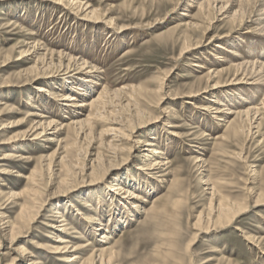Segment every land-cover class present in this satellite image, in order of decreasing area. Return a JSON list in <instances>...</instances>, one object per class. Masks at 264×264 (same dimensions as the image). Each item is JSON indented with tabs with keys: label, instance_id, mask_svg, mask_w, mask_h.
<instances>
[{
	"label": "rangeland",
	"instance_id": "rangeland-1",
	"mask_svg": "<svg viewBox=\"0 0 264 264\" xmlns=\"http://www.w3.org/2000/svg\"><path fill=\"white\" fill-rule=\"evenodd\" d=\"M82 1L122 33L110 34L102 25L86 27L50 2L0 0V264H88L85 261L92 249L98 248L96 241L116 220L112 239L105 245L111 252L95 257L91 264H101L102 260V264H264V204L253 206L258 194H264V90L255 94L247 91L248 87L231 86L219 89L216 96L209 91L185 103L184 95L209 85L206 71L191 67L192 63L211 64L217 70L230 65L214 63L207 51L203 55L206 59H201L203 49L178 57L184 36L190 35L182 26L189 20L182 21L180 16L185 0L175 10L178 0ZM252 7H245L242 17L248 16ZM195 13L193 9L190 14ZM208 24L203 21L200 31L191 37L193 43ZM230 28L227 23H215L206 36L222 37ZM234 36L226 46L237 52L223 54L227 62L264 57V36L248 32ZM31 41L41 49L82 59L86 66L101 72V86L95 91L105 90L109 95L90 130L77 136L62 128L55 138H35L39 131L31 129L32 120L38 118L34 115L62 125L69 122L60 120L54 99L46 101L44 93L38 91L53 89L61 96L73 92L72 85L62 80L43 78L55 76L67 62L59 63L57 57L50 59L40 50L33 56L34 49L26 45ZM27 53L32 54L28 56L32 60L25 62ZM34 67L42 76L37 81L33 80ZM229 77L232 74L224 75L221 81ZM233 92L243 99L251 96L253 102L241 105ZM96 95L94 92L85 99ZM221 99L231 102L235 111L247 106L261 110L249 117L229 116L218 126L213 114H204L202 109L209 107L208 101ZM108 128L120 130L106 133ZM136 140L151 141L160 152L159 160L170 161V168L150 177L144 146L137 148ZM6 154L14 158L1 160ZM197 158L204 160L205 170L197 171ZM33 171L39 172L37 194L32 199L23 196L16 200L12 193H19L27 181L16 179L15 173L27 176ZM203 173L206 176H201ZM202 177L204 183L217 188L212 203L206 186L199 182ZM60 179L64 184L59 185ZM111 183L141 194L145 201L134 210L132 199H118L111 193L109 198L107 187ZM99 198L104 202L100 213L84 208L85 202L96 208ZM25 200L41 207L29 228L24 220H18V205ZM121 200L125 207L118 204ZM219 200L231 209L245 205L248 210L228 227L219 228L213 214ZM53 207L68 220L65 232L46 226ZM128 210L133 212L131 216ZM88 217L101 218L103 230L98 236H92L82 220ZM7 222L25 225L20 237L3 233ZM215 225V230L199 233ZM60 237L80 248L70 258L74 261L63 262L62 257L50 254ZM87 243L90 248H81Z\"/></svg>",
	"mask_w": 264,
	"mask_h": 264
},
{
	"label": "bare ground",
	"instance_id": "bare-ground-1",
	"mask_svg": "<svg viewBox=\"0 0 264 264\" xmlns=\"http://www.w3.org/2000/svg\"><path fill=\"white\" fill-rule=\"evenodd\" d=\"M41 1L48 3L50 2L51 5L54 6L56 10L60 9V11L62 12L64 11L67 14L72 15L74 19L77 20V22L82 23L86 27L92 26L94 28H97L100 27V25H102L106 27V29L110 34L111 32H114V35H119L122 33V31L120 29H116L111 22L103 21L101 19L102 16L100 14H97L98 13L97 10L91 9V6L87 5L82 0H41ZM181 1L182 0L177 1L173 10L177 9V6H179V3H181ZM183 3H184L185 11L180 13V16H182V21H184L185 19H188L189 21L183 22L184 24H182V26L185 27L187 30H189L190 35L184 36L183 47L181 48L178 57L180 58L191 52L197 51L199 49H203L202 51H204V53L203 52L200 53L202 54L200 55L202 57L201 59H206L203 55L207 51V54L214 58L215 61L214 63L218 64V63L226 62L230 64L229 67L225 69L221 68L217 70V69H213L212 68L213 65L211 64H210L211 66L209 65V67H205V65L199 61L192 63L191 67L206 71L205 73L206 75L204 77H207V82L209 83V85H207L204 89L202 88L201 90H198L197 92H190L184 95L183 99L185 100V103L192 101L195 98H202L204 94H209L208 93L209 91H213L212 94L215 95L216 92L219 91V89L225 87H231V86H238L237 87L238 89L239 87L240 88L248 87L246 90L250 92L254 91L253 93L255 94H259L260 91L262 92L264 90V57L254 61L241 60L240 63L232 64L231 61L227 62V60L222 55L225 53L234 55L235 52H237L234 51V49L232 50V48H228V46H226V44H230L232 42L231 39L233 38L234 35L241 37L240 35H242L243 32H248L258 36H264V0H185ZM248 5L249 6L253 5L252 7L253 9L250 12V14L247 13L248 16L244 18L242 17V15L243 13L245 14L246 12L245 7H247ZM241 7H244V9ZM193 9H196V13L194 15H191L190 13L191 10ZM199 21L201 22V24H203V21H206V23L209 22V24L207 25L206 28L202 30L200 39H198V41H195L193 43L191 41L192 35L198 33V31H200L201 28V24L198 23ZM219 22H224L231 25L230 31L226 35H223L222 37L212 36L207 38L206 36L207 33L210 30H213L215 23H219ZM241 39L237 38L238 41L239 40L241 41ZM26 45L31 46L30 48H33L34 49L33 51L35 50L44 51V56L47 55L50 57V59L57 57L59 63L61 60L66 61L67 64L60 66L59 67L60 69L55 76L45 75L43 76V78L44 79L57 78L59 81L62 80L64 83L72 85L70 92L74 93V94L73 93L68 94L66 96H61L58 93L53 92V89L38 91L44 93V98L46 101H48L49 98L52 100L54 99L53 101L59 107L57 109V112L60 120L61 119L68 120L69 122L66 125H62L60 123H57V121L54 119H49V118L46 119V117L42 115H34V116H38L37 118L38 120L37 119L32 120L33 126L31 127V129L33 130L34 133L39 131V133L37 132L38 134L34 135L35 138H43L48 136L55 138L61 130L66 128L73 130V132L77 136L82 134L85 131V129L90 130L92 127L91 125L94 124V122L97 121L99 117L100 105L105 104L104 98H107L109 95V93L105 90H101L99 92L95 91L96 88L101 86L99 83L101 72L98 71V69L96 70L93 67L86 66L87 63L81 61L82 59L74 58L68 55L67 53H63L60 51L53 52L49 50H44L43 48L41 49L39 44L35 41H31ZM211 48H212L211 52L208 51ZM36 51L33 53V56H35ZM28 56L30 57L32 56V54L27 53V55H24V57L26 58L25 62L32 60V58L29 59ZM194 57L199 59L198 56H194ZM233 57L234 56H232V59ZM241 59L243 58L241 57ZM17 60L20 61L22 59H17ZM43 71H45V69ZM33 72L35 73V77L33 78V80L37 81L39 80V78L42 77L41 74L39 75L40 70L38 68L34 67ZM231 74L232 77L231 78L229 77V80L224 81L223 79L221 81V78L224 75H231ZM94 92L97 94L96 97L92 96L93 98H90L89 100L85 99L88 95L90 96ZM233 93L234 96H236V93L235 92ZM236 99H238V101L236 102L240 103L241 105L244 102L248 103L247 101L253 102L251 96L250 97L248 96L247 99H243L241 96L237 95ZM229 100L231 101L232 98L231 99L229 98ZM59 102H63V103H59ZM208 102H211L209 104V107L204 106L202 111L204 112V114L206 112L212 113L213 119L215 118L218 126L221 125L220 122L224 123L226 121L225 119L229 116L236 115L240 118L249 117V115L252 112L257 113V111L261 110L256 107L247 106L248 109L246 110L235 111L233 110L234 108L231 107L232 105L231 102L229 103V101H226V99L208 101ZM163 115H166V112H164ZM256 115L259 116V112ZM226 123H231V121L227 120ZM167 126H169L168 128H174L173 125H167ZM53 129H55V131L51 132ZM119 130L120 129L108 128L105 132L115 134L118 133ZM172 134L177 137L175 133ZM234 134H237V132H234ZM87 135L88 133L85 136ZM133 143L136 145L137 148L141 144L144 146L143 151L146 152L144 154V158L147 161L146 167L148 171L151 172V174L149 175L150 177L151 175L153 176L154 174L157 173L159 174L162 172L164 173L170 168V166H168L171 163L170 161H168L167 159L159 160L160 152H158L157 149L154 148L155 145L151 141L141 142L140 140H136L133 141ZM11 157H13V155L11 156L9 154H6L4 155V157H2L1 160L9 161L12 159ZM21 160L22 159H20V161ZM194 164L196 165L197 171H199L204 168L205 162L202 158H197ZM69 173H70V169H69ZM205 173H203L201 176H204ZM38 176H39V172L36 171L31 172L27 176L23 175L21 172H16L14 177L16 179L26 180L27 183H26V187L23 188L19 193L17 192L12 193L13 197H15L16 200H19L23 196L31 197V199L32 196L35 197V195L38 192L37 190ZM203 181H204V177H202L199 182H202L206 186L204 190L206 192L209 191V193L207 194L210 196V198L212 197V199H210V202L212 203L213 198L216 197L217 188L214 184L208 182L204 183ZM58 182L59 185H61L62 183L64 184L65 181L64 179H60ZM146 186L148 185L146 184ZM107 193H108L107 196H109V193L113 194L114 196L118 195L119 196L118 199L134 200V202L131 203L132 209L134 210L139 208L138 203L140 201L142 202L145 201V198H143L141 194H135L130 190H125V188H123L121 184L114 185L113 183H111V185H108L107 187ZM101 204H104V202L102 199L99 198L97 201V205L95 206L96 208H94L93 204H90V202H85L84 208H87V210L89 208L88 211L90 212H95L96 210L97 212L99 211L100 213L101 207L99 206H101ZM118 204L125 207V202H123V200H121V202H119ZM263 204H264V194L260 193L258 194L257 199L253 206L257 207ZM18 206H19L18 220H24V224H26L29 228V226H31L34 222H36L41 207L39 208L37 206H34L30 202V200L28 201L25 200L24 202H22V204ZM214 209H215L214 213L212 212V210L211 213L214 214L216 222L220 226L219 228L228 227L235 221L237 217L245 214V212L248 210L247 206L245 205L244 206L239 205L235 209H231L226 205H224L223 200H219L217 201V203L215 202ZM131 213L133 212L128 210V214H130L129 216H131ZM77 215L80 216L79 214ZM49 217L51 218V220L47 222L48 224H46L48 228L54 229L58 232L66 231L65 228L69 225L68 220L63 216V214L61 213L58 207L51 208ZM82 220L86 221V223L90 227L91 234L94 237L98 236L97 234L98 231L103 230L100 229L101 226H103V222L99 217L82 218ZM116 222L117 220L115 222H112V225L110 224L108 226L109 230H104L103 231L104 233L100 235V241L98 242L96 241L98 248L95 247L94 249H92L90 258L87 261H85L86 263L91 264L92 259L94 260L95 257L101 258L104 257V255H106L107 253L111 252V247H109V245L108 246L105 245L108 244L107 242L112 239L111 237V233L113 230L112 228L118 225ZM5 225L6 226L3 229V233L10 235L12 234L13 238L20 237L21 236L20 234L25 226V225L20 226L17 223H9V222L5 223ZM216 226L217 225H215L210 229H206V231L201 230L199 233L204 234L209 230L210 231L215 230ZM70 229L72 228L70 227ZM254 240L255 239L253 238L250 242H254ZM55 242L56 245L51 248L50 254L62 257L63 259H61V261L63 262L74 261V259H70V258H73V256H75V254L79 251L80 248L70 245V242L66 240L65 237L64 238L60 237ZM88 246L89 244L87 243V245H84L81 248H87ZM5 255L7 254H4L2 256Z\"/></svg>",
	"mask_w": 264,
	"mask_h": 264
}]
</instances>
